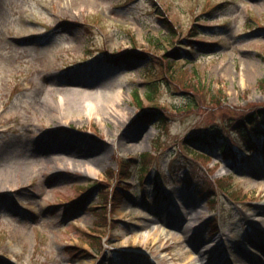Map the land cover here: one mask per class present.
<instances>
[{"label":"rangeland","instance_id":"obj_1","mask_svg":"<svg viewBox=\"0 0 264 264\" xmlns=\"http://www.w3.org/2000/svg\"><path fill=\"white\" fill-rule=\"evenodd\" d=\"M263 78L264 0H0V264H264Z\"/></svg>","mask_w":264,"mask_h":264},{"label":"trees","instance_id":"obj_2","mask_svg":"<svg viewBox=\"0 0 264 264\" xmlns=\"http://www.w3.org/2000/svg\"><path fill=\"white\" fill-rule=\"evenodd\" d=\"M170 28H171V33L172 34H175V32H174V30H173V26L172 25H170ZM194 27L191 29V32H190V34H192V33H194ZM166 63H168L167 61H166ZM169 65V64H168ZM260 84L262 85H264V78L260 81ZM135 96H136V98L138 97L137 96V94L135 93ZM216 96V95H215ZM137 100H139V98L137 99ZM139 102H141L140 100H139ZM143 109L145 110V112H144V117H151V119L154 117L155 118V116L157 115L156 114V112H153V110H151V112H149L148 110L149 109H146V108H144L143 107ZM257 111V113H258V115H259V119H260V121H261V123L262 124H264L263 123V121H264V109H257L256 110ZM158 112V111H157ZM159 113V112H158ZM143 118V117H142ZM148 119V118H147ZM250 120L252 121V119L250 118ZM161 122V121H160ZM248 121L246 120V123H247ZM250 126V128H252V130H253V133H251L250 134V137L248 136V137H245V138H243L244 140L246 139H248V138H251V137H256L255 139H254V141H252V142H249L247 145H248V152H255V151H258V150H260V149H262V152L264 153V140H262V143L261 144H259V145H257L256 143H257V140H259V139H261V137L264 139V134H262L261 135V132H260V130L258 129V127H255V125L254 124H250L249 125ZM263 126V125H262ZM190 140H192V141H197V143H199V144H202L203 146L206 144V140L204 139V137L203 136H201V135H196V136H194V137H191V139H188L187 141L189 142ZM251 140V139H250ZM255 142V143H254ZM256 144V145H255ZM230 145V144H229ZM231 146H228V144H223V145H221V150L222 151H225V150H231ZM198 155V158L199 159H202V160H204V161H207L208 159L203 155V154H197ZM148 158H150V154H144L142 157H141V160H143V162H146V160L148 159ZM122 177L123 178H126V177H128L129 176V174H130V171H129V169H128V164H125L124 165V167H123V169H122ZM108 198V195L107 194H104V199L106 200ZM104 218V217H103ZM107 219L106 218H104V221L105 222H107L106 221Z\"/></svg>","mask_w":264,"mask_h":264},{"label":"bare ground","instance_id":"obj_3","mask_svg":"<svg viewBox=\"0 0 264 264\" xmlns=\"http://www.w3.org/2000/svg\"><path fill=\"white\" fill-rule=\"evenodd\" d=\"M121 98H122V95H121V89L120 88H118L117 90H115L114 91V93H113V95H112V103H110V105H108V109H114V107H115V105H114V102H116V103H118V102H120V100H121ZM110 106V107H109ZM86 107H87V110L89 111V112H95V113H97L98 112V110H97V106L93 103V102H88L87 104H86ZM86 171L87 172H91L92 171V169L90 168V167H88V168H86ZM162 232V231H161ZM207 250H204V252H206ZM235 262H238L237 261V259H235V258H231V257H228V258H226L224 261H223V263L222 264H234ZM218 264V263H217ZM240 264H242L241 262H240Z\"/></svg>","mask_w":264,"mask_h":264}]
</instances>
